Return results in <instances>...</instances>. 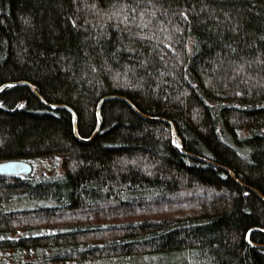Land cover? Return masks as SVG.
Segmentation results:
<instances>
[{"label": "trees", "instance_id": "1", "mask_svg": "<svg viewBox=\"0 0 264 264\" xmlns=\"http://www.w3.org/2000/svg\"><path fill=\"white\" fill-rule=\"evenodd\" d=\"M19 81L0 264H264V0H0Z\"/></svg>", "mask_w": 264, "mask_h": 264}, {"label": "water", "instance_id": "2", "mask_svg": "<svg viewBox=\"0 0 264 264\" xmlns=\"http://www.w3.org/2000/svg\"><path fill=\"white\" fill-rule=\"evenodd\" d=\"M27 83L28 85H30V87L34 90V92L38 95L39 93L37 92V90L35 89V86L29 82H25V81H19V82H8L3 84L2 86H0V91L9 85H14V84H18V83ZM41 97V96H40ZM42 98V97H41ZM104 99H102L99 103L98 109H97V113L99 115L100 118V125L102 122V116L100 114V108H101V104L103 102ZM47 105H49L50 107H58L59 104H52V103H47ZM72 113L76 119V114L75 112L72 110ZM171 122V121H170ZM172 123V122H171ZM99 125V127H100ZM77 127L75 126V129ZM33 171V165L31 162L27 161V160H23V159H10V160H4V161H0V173H5V174H29ZM262 198H264L263 195H261ZM264 230V229H262Z\"/></svg>", "mask_w": 264, "mask_h": 264}, {"label": "rangeland", "instance_id": "3", "mask_svg": "<svg viewBox=\"0 0 264 264\" xmlns=\"http://www.w3.org/2000/svg\"><path fill=\"white\" fill-rule=\"evenodd\" d=\"M25 203H26V202H24L23 200H22V202H20V204H22V205H25ZM22 205H21V206H22Z\"/></svg>", "mask_w": 264, "mask_h": 264}]
</instances>
